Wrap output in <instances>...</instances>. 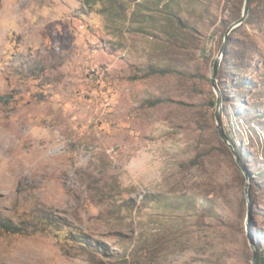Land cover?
Instances as JSON below:
<instances>
[{"label":"rangeland","instance_id":"374dc122","mask_svg":"<svg viewBox=\"0 0 264 264\" xmlns=\"http://www.w3.org/2000/svg\"><path fill=\"white\" fill-rule=\"evenodd\" d=\"M243 4L0 0V264L264 254V0L212 81Z\"/></svg>","mask_w":264,"mask_h":264},{"label":"water","instance_id":"95a60500","mask_svg":"<svg viewBox=\"0 0 264 264\" xmlns=\"http://www.w3.org/2000/svg\"><path fill=\"white\" fill-rule=\"evenodd\" d=\"M249 8H250V0H244V4H243L241 16L239 18H237L236 20H234L227 27V30H226L225 35H224V39H223L222 46H221V48H220V50H219V52H218V54H217V56L215 58V61H214V72H213V77H212V81L213 82L215 81V76H216V73H217L218 66L220 64V60H221L222 56L224 55V52H225V50L227 48L228 36H229L230 32L234 28H236L241 23H243V21L247 17ZM216 103L217 104H216L215 114H216V120H217L218 130H219V133H220L221 138L223 139V141L226 144H228L229 148L231 149V151L233 152V154L236 156V162L238 163V165L242 168V170L244 172V175L246 177V189H245V192H246V197L248 199V196H249V174H248L247 170L245 169V167L242 165L239 156L234 151L233 145L228 142V139H227L226 135L222 131L221 122H220V100H219V98H217V102ZM250 245H251L252 252H253V256H252L251 263L252 264H256L257 249L255 248L252 239H250Z\"/></svg>","mask_w":264,"mask_h":264},{"label":"trees","instance_id":"16d2710c","mask_svg":"<svg viewBox=\"0 0 264 264\" xmlns=\"http://www.w3.org/2000/svg\"><path fill=\"white\" fill-rule=\"evenodd\" d=\"M152 71H158L160 73H163L165 70L152 69ZM158 101H160V100H155V102H158ZM0 226H1V228L8 230V231H12V232H19V233L24 232V228L20 224L14 225L12 223L9 224L7 222H2L0 224ZM256 264H264V254L263 255L257 254Z\"/></svg>","mask_w":264,"mask_h":264}]
</instances>
